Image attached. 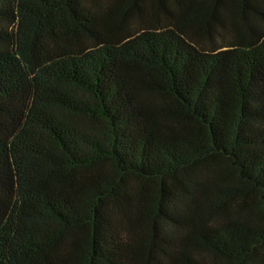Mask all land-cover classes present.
Returning a JSON list of instances; mask_svg holds the SVG:
<instances>
[{
	"label": "trees",
	"instance_id": "obj_1",
	"mask_svg": "<svg viewBox=\"0 0 264 264\" xmlns=\"http://www.w3.org/2000/svg\"><path fill=\"white\" fill-rule=\"evenodd\" d=\"M0 264H264V0H0Z\"/></svg>",
	"mask_w": 264,
	"mask_h": 264
}]
</instances>
